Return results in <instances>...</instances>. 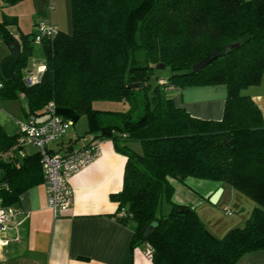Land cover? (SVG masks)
<instances>
[{"label": "trees", "instance_id": "16d2710c", "mask_svg": "<svg viewBox=\"0 0 264 264\" xmlns=\"http://www.w3.org/2000/svg\"><path fill=\"white\" fill-rule=\"evenodd\" d=\"M70 3L72 32L58 29L40 40L44 70L32 85L24 76L35 37L13 35L12 18L0 21V39H15L21 49L13 77L0 73L1 97L25 96L24 114L34 117L45 116L52 101L63 118L74 124L84 116L89 132L112 140L126 162L122 188L110 197L122 214L117 219L134 225L131 245L152 247L151 264H237L244 254L264 249V115L246 92L264 76V0ZM230 43L237 46L224 54ZM216 51L207 65L192 70ZM158 63L171 74L151 86L147 80ZM217 84L226 87L218 120L192 116L175 105L169 91ZM96 100L122 101L129 108L97 109ZM18 134L9 135L0 125L2 207L44 181L37 150L22 160L15 157L13 148H22ZM188 177L227 185L251 199L254 206L243 225L218 237L195 207L175 203L172 180L184 183ZM163 201L170 210L157 213ZM151 223L154 228L144 237Z\"/></svg>", "mask_w": 264, "mask_h": 264}, {"label": "crops", "instance_id": "0c3cea01", "mask_svg": "<svg viewBox=\"0 0 264 264\" xmlns=\"http://www.w3.org/2000/svg\"><path fill=\"white\" fill-rule=\"evenodd\" d=\"M49 4L46 13L41 15L39 12L38 17L44 15L43 18L50 19L57 26L59 24L51 19L54 7L50 10ZM43 65L41 63L36 68ZM169 91L175 105L184 107L192 116L218 120L223 115L226 97L223 84L171 88ZM246 92L264 115V76L260 84L249 87ZM3 104L17 113V105L10 99ZM4 114L1 108L0 125L9 135L17 134L19 119H15L12 129V123ZM23 115L24 119V111ZM44 117L36 118L41 120ZM7 125L11 128L10 132L5 129ZM86 127L89 136L82 140L78 148L98 141L101 154L71 177L72 205L55 216L47 206L44 181L23 191L15 203L20 209L15 225L0 231V239L6 240L5 244L0 243V264H151V259L145 256L144 244L131 245L134 225L117 219L118 203L110 197L111 193L122 188L126 157L114 149L112 140L98 139L89 132L88 121ZM80 131L77 128L68 131L59 140L50 143L49 149L62 153L68 148H76L74 142L84 135ZM29 146L14 147L15 157L22 160L25 155L35 153L36 149ZM184 182L200 189L198 197L190 195L191 201L183 199L175 203L195 207L207 228L218 237L232 227L243 225L254 206L251 199L227 185L221 186L223 191L219 200L212 204L209 197L220 187L217 183L205 184L193 177L186 178ZM225 208L231 213H227ZM220 209L231 217L234 211L240 213L226 222L225 213ZM237 264H264V249L244 254Z\"/></svg>", "mask_w": 264, "mask_h": 264}, {"label": "built area", "instance_id": "2783aa9c", "mask_svg": "<svg viewBox=\"0 0 264 264\" xmlns=\"http://www.w3.org/2000/svg\"><path fill=\"white\" fill-rule=\"evenodd\" d=\"M49 9L53 5L49 4ZM57 27L47 18H39L37 22V33L35 40L51 38L57 33ZM44 70L43 66H38L35 70H29L24 76L25 83L32 85L40 80ZM165 81V79H160ZM3 86L0 78V88ZM1 109V107H0ZM46 115L38 120L34 116H26L17 120L18 137L17 144L24 147L31 145L39 152L40 163L44 175V185L46 190L47 206L53 211L55 216H59L67 211L73 202V187L71 177L96 159L101 154V147L98 141H94L80 148H68L64 152H54L48 145L63 137L73 125L71 119H65L56 113L55 105L51 101L45 107ZM227 213L231 210L225 208ZM20 209L17 205L0 207V231L7 229L16 223V217ZM118 215H122L119 213ZM1 244L6 240L0 239ZM152 247H144L147 259L152 257Z\"/></svg>", "mask_w": 264, "mask_h": 264}, {"label": "rangeland", "instance_id": "374dc122", "mask_svg": "<svg viewBox=\"0 0 264 264\" xmlns=\"http://www.w3.org/2000/svg\"><path fill=\"white\" fill-rule=\"evenodd\" d=\"M4 0H0V21L3 20V18L9 17L14 19V22L9 26V30L15 35L20 36L22 34H28V36L33 39L35 37V34L37 33V22H38V14H44L47 11V5L51 1V5L54 6V10L51 13V19L53 18L55 22H57L59 27H61L60 30L71 33L73 29L72 25V18H71V3L70 0H23L16 4H5L3 2ZM41 10V11H40ZM43 12V13H42ZM44 16V15H43ZM42 16V18H43ZM56 26V25H55ZM56 26V27H57ZM58 28V27H57ZM9 54V49L5 42H3L0 39V67L2 62L5 60V58ZM139 56L142 55V53L138 52ZM45 61V54L42 47V43L40 41L34 40L32 42V49L31 53L27 58V68H30V70H34L37 65L44 63ZM171 74L170 70L168 68H164L162 70H155L153 74H150L147 83L151 86L156 85L157 83L163 81H160L161 79H166ZM150 95V92L148 93ZM8 99H4L0 95V107L4 110V115L9 119V121L12 123L11 127L12 129L15 127V119H23V110H22V104L27 103L26 97L21 95L18 98L10 99L12 103L17 105L16 111L17 113H14L13 111L8 110L4 106V102ZM93 106L97 109L102 110H112V111H125L129 108V105L126 102L122 101H111V100H96L93 102ZM19 111V112H18ZM87 120L85 117L80 118L78 121L69 128L68 131H73L75 128L80 131V134H84L82 137H79L77 141L74 142V146L78 148L82 144V140L86 139L87 136H89V133H86V127ZM5 129L10 132L11 128L7 125L5 126ZM33 147V146H29ZM35 148V147H33ZM198 181H202L203 183H215L211 180L206 179H198ZM173 192H172V200L174 202H179V200H187L191 201L190 195L195 197H198V191L200 190L196 185H188L187 183H183L180 181H173ZM216 191V190H215ZM214 191V192H215ZM213 192V193H214ZM170 208V204L163 201L159 209L157 210V213H163L166 214L168 209ZM222 210V209H220ZM223 213H225L222 210ZM234 216H227L226 213L224 215L225 221H231V219H234L237 215H239V211H234ZM241 226V225H240Z\"/></svg>", "mask_w": 264, "mask_h": 264}, {"label": "water", "instance_id": "95a60500", "mask_svg": "<svg viewBox=\"0 0 264 264\" xmlns=\"http://www.w3.org/2000/svg\"><path fill=\"white\" fill-rule=\"evenodd\" d=\"M6 45L9 49V55L5 58V60L2 62L1 64V67H0V73H1V76L4 78V79H8V78H11L13 77L14 75V65L16 64V62L18 61L19 59V56H20V45L19 43L15 40V39H12L10 41H7L6 42ZM235 46H237V43H230L228 45H225L223 47V53L224 54H227L230 50H232ZM219 55V52L216 51L214 52L213 56H206L205 58H203L202 60H200L199 62L195 63L192 65V70L193 71H197L201 68H203L205 65H207L214 57L218 56ZM165 66L162 64V63H158L156 66H155V69L156 70H162L164 69ZM131 87H140L142 86L141 83H133L130 85ZM223 191V187H218L216 189V191L209 197V201L212 203V204H215L217 203V201L219 200V197L221 195ZM182 209H179V211H181ZM154 228V224L151 223L144 231L143 233V236L146 237L148 236L151 231L153 230Z\"/></svg>", "mask_w": 264, "mask_h": 264}]
</instances>
